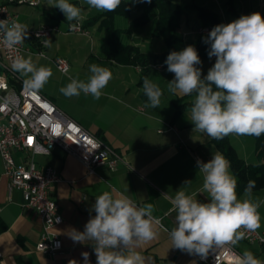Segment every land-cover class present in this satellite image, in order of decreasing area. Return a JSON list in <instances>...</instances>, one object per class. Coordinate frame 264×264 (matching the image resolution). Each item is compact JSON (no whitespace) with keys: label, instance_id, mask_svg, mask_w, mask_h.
<instances>
[{"label":"crops","instance_id":"obj_1","mask_svg":"<svg viewBox=\"0 0 264 264\" xmlns=\"http://www.w3.org/2000/svg\"><path fill=\"white\" fill-rule=\"evenodd\" d=\"M173 1L187 6L177 30L183 38L190 40L196 38V29L200 26L195 10L191 8L192 4L207 6L218 14L224 24L256 12L264 17V0ZM69 2L80 7L82 12H95L89 15L82 13L81 21L101 12L90 8L85 0ZM54 8L57 10L55 20L49 23H58L59 29L51 34L52 47L46 48L45 56H40L35 47L27 44L25 46L30 50L23 56H31L38 66L52 69V77L39 92L105 142L121 160L115 169L101 162L89 170L75 155L65 153L58 147L50 154L33 156L38 166H51L60 174V180L50 189V196L58 204L63 218L55 227L62 242V250L53 255L36 250L35 244L43 230L42 220L34 208L24 204L19 189L9 188L0 157V264H70V261L84 264V252L89 253V264H97L93 242L74 243L68 233L72 229L83 232L88 220L96 215L92 209L96 197L113 188L129 196L138 206L152 203L153 215L160 218L169 231L176 226V211L172 210L174 206L164 194L174 198L180 189L189 195L194 194L199 202H210L208 195L202 193L203 174L199 172L197 160L207 163L212 154L219 150L206 134L194 130L189 120L190 107L172 120L174 97H181L173 96L167 90V83L174 79V74L168 72L167 67H151L146 76L158 84L163 95L160 107H145L147 97L143 95L142 85L138 83L140 66L107 59L100 48V39L105 32L97 28V25L87 27V34L65 32L66 23L61 26L58 20L67 22V19L65 15H59L58 8ZM131 18L116 19L119 27L128 29L122 40L145 53H162L166 49L165 44L161 37L153 33L155 16L144 25L134 28L129 27ZM57 56L67 59L68 72L63 73L56 68L53 58ZM215 60V57H207L197 67L201 68L202 74L206 73ZM91 64L106 67L112 73V79L102 90L103 95L98 100L83 93L71 98L65 97L59 89L70 82L68 77L87 81L91 75ZM19 78L23 83L24 78ZM195 95L187 101H193ZM229 137L240 157L246 162L256 160L252 138L237 135ZM13 157L19 161L22 153L16 152ZM185 181L191 183L184 186ZM253 195L264 200V192ZM238 198H243V194ZM258 211L261 227L257 230L264 232V204H261ZM138 251L146 257V264H205L198 260V255L172 248L168 232L163 230L158 239Z\"/></svg>","mask_w":264,"mask_h":264},{"label":"clouds","instance_id":"obj_2","mask_svg":"<svg viewBox=\"0 0 264 264\" xmlns=\"http://www.w3.org/2000/svg\"><path fill=\"white\" fill-rule=\"evenodd\" d=\"M134 3L151 0H133ZM92 9L114 12L122 0H85ZM48 5L58 8L68 22L79 21L82 9L69 0H48ZM73 26L70 23V27ZM29 26L16 20H0V45L9 51H18L29 36ZM45 48L52 41L40 37ZM210 45L208 56L215 57L214 65L202 79V63L192 45L182 51H172L165 64L174 79L167 83L173 96L195 98L190 107V121L194 130L213 140H222L229 135H264V17L259 12L243 15L239 19L219 24L203 38ZM11 69L23 77V91L36 95L52 77L50 67L38 66L31 56L15 55ZM91 75L87 81L69 76V83L59 91L68 98L91 95L99 99L103 89L112 79L109 69L97 64L89 66ZM147 97L145 107H160L162 89L147 76L142 84ZM15 97L4 98V103H14ZM59 137V135H57ZM203 174L202 193L210 202H199L196 196L184 190L176 191L173 197L165 195L176 211V226L170 231L161 219L154 216V205L138 206L129 196L116 189L104 191L96 197L92 209L96 213L85 225L83 232L72 229L68 235L74 243L93 242L97 264H146L138 249L159 238L160 231L168 232L171 247L190 255L206 257L209 251L235 246L246 238V233L261 227L258 209L264 200L253 195L255 181L249 180L238 198V180L231 172L230 161L219 151L207 162L197 160ZM191 181H185L184 186ZM56 223L60 218L56 217ZM233 264H262L251 251L242 255L233 253ZM84 264H89V253H82ZM76 264V261H70Z\"/></svg>","mask_w":264,"mask_h":264},{"label":"built area","instance_id":"obj_3","mask_svg":"<svg viewBox=\"0 0 264 264\" xmlns=\"http://www.w3.org/2000/svg\"><path fill=\"white\" fill-rule=\"evenodd\" d=\"M47 0H0V20H19L17 7L28 5L37 7ZM70 23L71 26L70 27ZM58 23L44 22L35 28H29V36L38 55L45 56L40 37L50 39ZM213 28L199 26L198 34H208ZM65 32L87 34L82 21L66 22ZM18 51H9L0 45V157L3 163V173L8 178L9 188L21 191L24 204L35 209L42 220L43 230L35 244L38 251L58 254L62 250V242L55 227L63 218L58 204L50 196L51 186L60 180L59 172L51 166H38L33 156L35 154H50L55 148L65 153L73 154L87 166L89 170L98 163L105 162L110 169H115L121 158L112 153L110 148L100 138L83 128L71 117L63 113L51 100L38 92L29 95L23 91V83L17 73L11 69L12 58L24 55L29 51L25 44L17 46ZM56 68L66 73L69 63L66 58H53ZM152 68L167 67L162 62L151 64ZM174 74V73H172ZM14 96L15 102L5 104L4 98ZM59 135V137H57ZM22 153V158L16 161L14 153ZM56 217L60 222L56 223ZM248 245L256 246L254 255L264 264V232L256 230L246 233L241 240ZM233 253L242 255L237 245L225 246L198 260L205 264H233Z\"/></svg>","mask_w":264,"mask_h":264},{"label":"trees","instance_id":"obj_4","mask_svg":"<svg viewBox=\"0 0 264 264\" xmlns=\"http://www.w3.org/2000/svg\"><path fill=\"white\" fill-rule=\"evenodd\" d=\"M186 7V5L173 0H151V3H134L133 0H122L120 7L114 12H100L87 17L82 21V25L84 28L97 25V28L105 32V35L100 39V48L107 59L120 64L139 65L141 73L138 83L142 85L144 77L151 69V64L158 62L164 63L167 56L172 51H182L185 47L192 45L196 48L201 61L209 57L208 51L210 45L204 43L203 39L208 34H197L195 39L190 40L183 38L177 30L180 18ZM191 8L195 10L200 26L204 25L213 28L219 24H224L220 20L218 14L207 6L192 4ZM133 12L135 14L131 18ZM59 15L61 17L64 16L61 11H59ZM153 16H155L153 33L162 38L166 47L162 53H145L137 46L122 40L124 32L128 29L119 27L116 23L117 18H131L129 27L134 28L144 25L151 20ZM27 41L29 44L35 45L30 37H28ZM207 73L208 72L203 73L201 78L203 79ZM189 97L190 96H183L176 97V100L174 99L175 110L172 120H175L187 107H191L193 101H187ZM246 137L253 139L256 156L254 162H246L238 155L229 136L218 141L210 138V142L215 145L231 163L230 170L238 180V196L243 194L244 188L249 180L255 181L256 184L253 193L264 192V135L259 138L254 136Z\"/></svg>","mask_w":264,"mask_h":264},{"label":"rangeland","instance_id":"obj_5","mask_svg":"<svg viewBox=\"0 0 264 264\" xmlns=\"http://www.w3.org/2000/svg\"><path fill=\"white\" fill-rule=\"evenodd\" d=\"M17 10L19 12V20L21 21V23L27 24L29 27H37L40 23H44V22H52L55 20L54 15H56V13H57V10L54 7H51L48 5V1L42 2L37 7L22 5V6L17 7ZM82 13H84V14L88 13V15H89V14H93L95 12L88 10V11H83ZM58 22L61 26H64L66 23L62 19L58 20ZM24 44L25 45L29 44L27 41V38L25 39ZM43 53L46 55L45 49H43ZM175 98L176 97H174V99ZM237 246L239 247L240 252L242 254L245 250L251 251L253 253V251L256 249V246L248 245L245 242H241Z\"/></svg>","mask_w":264,"mask_h":264}]
</instances>
